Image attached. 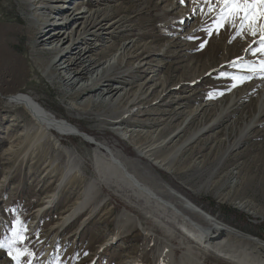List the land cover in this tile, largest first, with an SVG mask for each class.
<instances>
[{"label": "rangeland", "instance_id": "1", "mask_svg": "<svg viewBox=\"0 0 264 264\" xmlns=\"http://www.w3.org/2000/svg\"><path fill=\"white\" fill-rule=\"evenodd\" d=\"M81 1L86 3L88 0ZM106 1L108 8L114 12L111 17L123 18L120 27L113 34V42L120 43L123 35L130 31L138 45L153 42V45L160 44L162 49V52L152 53L149 61L152 69L157 70L155 77L160 89L139 103L134 110L158 105L155 110L163 111L166 115L161 118L157 115L143 117L148 123L154 120L158 125L150 124L151 127H137L138 129H143V132L161 129V136L165 139L184 119L189 118L191 122L171 147L175 148L199 128L208 125L221 109L234 100L230 113L209 132L196 137L175 155L176 172L168 174L143 158L137 159L134 147L142 141H121L108 129H102L98 122L94 121L93 115L68 113L65 108L66 101L58 92L59 86L53 87L48 81L39 84L38 80L31 82V79L25 77L24 81L15 83L13 88H8L0 82V87H7L5 91L0 90V108L6 106L8 93H15L17 90L32 93L31 95L58 118L75 120L81 130L92 133L98 141L115 146L125 156L133 158V162L136 160L134 163L140 168L146 170L148 167L150 175L156 177L157 183H161L168 191L193 197L192 200L204 208L206 213L217 218L220 225L234 227L264 243V235L255 228L264 223V113L258 125L245 134L240 147L231 150L233 137L238 135L240 126L242 127L243 122L248 121L257 110L259 93L253 86L255 82L264 80V73L255 74L244 66H258L259 61L264 60V56L259 53L251 54V49L258 46L254 41L259 40V34L252 37L245 33L243 37L233 39L235 29L227 26L217 33L213 26L214 14H206L208 5H197L194 0H178V6L171 13L166 11L175 0ZM103 2L104 0L99 1ZM28 16V7L20 4L19 0H0V37L10 38L12 52L20 59V54L24 50L27 51L28 46V37L24 31ZM165 19L168 23L164 24ZM13 27L22 28L21 33L6 32L7 28ZM210 27L211 35L208 33ZM171 44L173 47L169 46ZM136 65L137 63L133 62L130 67L135 68ZM234 76L250 79L233 80ZM233 84L236 86L233 87ZM164 91L170 93L160 100ZM207 103L210 107H205V110L202 105ZM26 115L21 108L13 113H0V240L11 236L13 225L18 218L26 229V239L15 247H26L32 253L31 257H22L21 264H39L48 247V240L46 242L45 238L49 229L62 213L74 206L79 191L83 190L92 173L90 159H75L77 163L80 161V170L76 173L74 171L66 178L58 191L56 202L41 213L34 227L36 210L52 195L70 160L63 159V153L58 156L57 151L61 153L62 149L76 150L84 155L93 144L78 137H63V147L55 152L50 151L49 155L54 156V159H39L47 155L46 148L53 144V141L49 135L45 137V145L44 139L40 142L29 139L34 128L33 122ZM18 120L22 122H17ZM18 123L22 127L17 128ZM55 136L59 139L56 133ZM8 141H11L16 154L13 152L14 155H2L11 148ZM24 145L29 146L28 152ZM127 191L123 188V197H118L105 190L104 193L110 197L107 203L100 204L98 198L99 201L96 200L88 210L71 221L54 245L59 264H133L142 248L145 249V254L140 256V264H155V249L151 247L153 243L147 241L144 247L140 234L132 235H137L135 240L131 239V235L130 239L115 238L123 198L130 195ZM207 200L213 201L217 206H210ZM237 203L239 206H247L240 208ZM222 205L242 213L249 218V223L242 219L225 217L221 210ZM219 263L222 264L220 261ZM0 264H16V261L6 249H0ZM51 264L56 262L53 260Z\"/></svg>", "mask_w": 264, "mask_h": 264}, {"label": "bare ground", "instance_id": "2", "mask_svg": "<svg viewBox=\"0 0 264 264\" xmlns=\"http://www.w3.org/2000/svg\"><path fill=\"white\" fill-rule=\"evenodd\" d=\"M92 1L94 2L19 0L20 4L27 6L30 11L24 28L28 37L27 51L24 50L20 54V59L12 52L10 38L0 37V82L8 88H13L15 83L22 82L27 77L31 82L38 80L41 84L48 81L53 87L59 86L58 92L66 101L65 108L68 113L93 115L94 121L98 122L102 129H108L121 141H142L134 147L137 159L143 158L160 171L173 174L176 172L175 155L196 137L209 132L230 113L234 100L221 109L208 125L199 128L175 148L171 147L191 122L189 118L184 119L165 139L161 136V129L149 132L138 129L137 127H151L150 124L158 125L154 120L148 123L143 117L157 115L161 118L166 115L163 111L155 110L158 105L134 110L160 87L155 77L157 70L152 69L149 61L152 53L162 52V49L160 44L153 45V42L138 45L130 31L123 35L120 43L113 42V34L120 27L123 18L111 17L114 12L108 8L106 0L103 3H99L100 0ZM178 3V0L170 3L166 13L173 12ZM165 23H168L166 19ZM21 31L22 28L17 27L6 29L9 34H18ZM173 44L169 46L173 47ZM133 62L137 63L135 68L130 67ZM253 88L259 93L256 113L240 126L238 135L233 137L231 150L240 147L245 134L258 125L264 113V80L255 82ZM0 90L5 91L7 87H0ZM29 93L19 90L8 93L6 106L0 108V113H13L21 108L33 122L32 136L26 135L29 139L40 142L45 140L47 135L52 138L53 144L46 148L47 155L39 159H54V156L49 155L50 151L55 152L63 147V137H78L93 144L84 155L76 150L62 149L61 153L57 151L58 156L63 153V159L70 160L52 195L36 210L34 227L41 213L56 202L58 191L66 178L74 171L76 173L80 170V161L77 163L75 159H90L92 173L89 180H86L87 183L84 181L86 185L79 191L74 206L63 211L61 217L49 229L45 238L46 242L48 240V247L39 264L52 263L53 258L57 256L54 245L71 221L88 210L96 200L100 199V204L107 203L110 197L104 193L105 190L110 192V195L123 197V188L127 189L130 195L123 198L115 238L130 239L134 233L140 234L144 247L147 241L153 243L151 247L155 249V264H220L219 261L222 264H264V243L234 227L220 225L217 218L206 213L204 208L192 200L193 197L168 191L161 183H157L156 177L150 175L148 167L146 170L140 168L135 164L136 160L134 163L131 160L133 158L125 156L115 146L98 141L92 133L81 130L75 120L58 118ZM168 93L162 92L160 100L167 97ZM209 105L207 103L202 106L205 109ZM19 121L22 122H17ZM20 126L22 127L18 123L17 128ZM8 142L11 146V141ZM46 143L47 140L44 145ZM24 147L28 152L29 146ZM13 152L17 153L11 146L2 155H14ZM246 206L242 204L239 207ZM81 226L82 224L77 230ZM179 231L182 234L179 235ZM136 237L137 235H134L131 239L135 240ZM144 254L145 249L142 248L133 264H140V256Z\"/></svg>", "mask_w": 264, "mask_h": 264}, {"label": "snow or ice", "instance_id": "3", "mask_svg": "<svg viewBox=\"0 0 264 264\" xmlns=\"http://www.w3.org/2000/svg\"><path fill=\"white\" fill-rule=\"evenodd\" d=\"M198 5L201 3L208 5L206 14L213 15V26L218 33L225 26L235 29L236 37H243L248 34L256 37L259 34V40L254 41L258 46L251 49V54L259 53L264 56V0H194ZM202 10V9H200ZM209 35L212 34V27L208 29ZM203 47V45H201ZM235 66V62L233 64ZM253 73H264V60L259 61V65H245ZM264 78V76H262ZM233 80L250 79V77H232ZM233 87L236 85L233 84ZM26 229L23 223L17 218L13 225L11 236H6L0 240V249H6L16 264H21L22 257H31L32 253L25 247L16 248L15 245L23 243L26 239L24 233ZM13 253H15L13 255ZM56 264H59L58 257L53 258Z\"/></svg>", "mask_w": 264, "mask_h": 264}, {"label": "trees", "instance_id": "4", "mask_svg": "<svg viewBox=\"0 0 264 264\" xmlns=\"http://www.w3.org/2000/svg\"><path fill=\"white\" fill-rule=\"evenodd\" d=\"M207 202H208V204L210 205V206H212V207H216L217 206V204H214V202L213 201H211V200H207ZM221 210L223 211V215L225 216V217H227V218H230V219H239V220H243L245 223H249L248 222V219L249 218H247V217H245V215H243L242 213H240V212H238L237 210H235V209H232V208H230V207H227V206H225V205H222L221 206ZM255 228H257V230H258V232L260 233V234H263L264 235V223H262V224H260V225H257V226H255Z\"/></svg>", "mask_w": 264, "mask_h": 264}]
</instances>
